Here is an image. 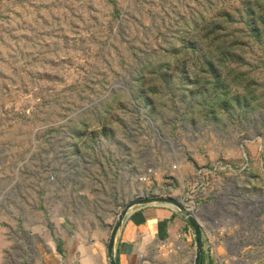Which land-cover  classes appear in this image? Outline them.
Wrapping results in <instances>:
<instances>
[{
  "label": "rangeland",
  "instance_id": "obj_1",
  "mask_svg": "<svg viewBox=\"0 0 264 264\" xmlns=\"http://www.w3.org/2000/svg\"><path fill=\"white\" fill-rule=\"evenodd\" d=\"M155 195L264 264V0H0V260Z\"/></svg>",
  "mask_w": 264,
  "mask_h": 264
},
{
  "label": "crops",
  "instance_id": "obj_2",
  "mask_svg": "<svg viewBox=\"0 0 264 264\" xmlns=\"http://www.w3.org/2000/svg\"><path fill=\"white\" fill-rule=\"evenodd\" d=\"M198 212L203 218V211ZM29 233V237H20L26 252L14 260L13 255L11 259L6 255L0 264H109V235L105 228L97 227L87 233L72 226L66 234L55 230L46 237L40 236L42 232L37 229ZM203 237L201 264H217L206 243L209 236L204 228ZM113 253L117 264H194L195 231L185 214L172 205L136 206L117 233Z\"/></svg>",
  "mask_w": 264,
  "mask_h": 264
},
{
  "label": "water",
  "instance_id": "obj_3",
  "mask_svg": "<svg viewBox=\"0 0 264 264\" xmlns=\"http://www.w3.org/2000/svg\"><path fill=\"white\" fill-rule=\"evenodd\" d=\"M147 204H169L176 207L182 213L185 214L186 218L188 219L189 223L191 224L192 228L195 231L197 253L194 264H201L203 251H204V237H203V227L201 226L196 213H192L191 212L192 208L188 207L186 204L174 198L173 196H161V195H155L151 197H141L138 199H134L128 202L127 204H125L117 220L114 222V225L112 226L111 232L109 234V239L107 244L109 264H117L114 258L113 250H114L117 233L121 228L126 216L134 207L147 205Z\"/></svg>",
  "mask_w": 264,
  "mask_h": 264
}]
</instances>
